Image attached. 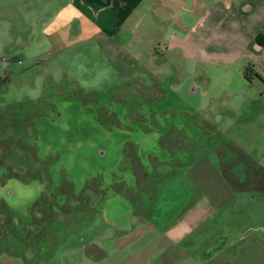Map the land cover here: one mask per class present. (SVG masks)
Here are the masks:
<instances>
[{
  "label": "crops",
  "instance_id": "1",
  "mask_svg": "<svg viewBox=\"0 0 264 264\" xmlns=\"http://www.w3.org/2000/svg\"><path fill=\"white\" fill-rule=\"evenodd\" d=\"M0 20L30 64L103 89L101 106L118 122L106 127L86 113L92 130L149 131L138 135L153 145L136 148L147 178L173 160L148 227L157 218L168 236L186 238L233 216L239 201L264 203V0H8ZM125 95L137 97L129 110ZM90 243L96 258L102 245Z\"/></svg>",
  "mask_w": 264,
  "mask_h": 264
},
{
  "label": "rangeland",
  "instance_id": "2",
  "mask_svg": "<svg viewBox=\"0 0 264 264\" xmlns=\"http://www.w3.org/2000/svg\"><path fill=\"white\" fill-rule=\"evenodd\" d=\"M1 21L0 202L10 215L0 207V264H29L32 256L40 264H264L263 202L239 201L233 216L186 238L168 236L157 218L148 227L173 160L155 164L143 182L127 181L131 148L140 156L137 144L152 146L151 136L138 135L149 131L123 138L92 130L86 113L110 126L103 89L30 64L29 49L10 48ZM123 97L124 109L133 108L137 97ZM140 97L150 105L148 92ZM113 148H121L122 160ZM125 216L134 221L124 227ZM93 238L102 245L96 258Z\"/></svg>",
  "mask_w": 264,
  "mask_h": 264
},
{
  "label": "trees",
  "instance_id": "3",
  "mask_svg": "<svg viewBox=\"0 0 264 264\" xmlns=\"http://www.w3.org/2000/svg\"><path fill=\"white\" fill-rule=\"evenodd\" d=\"M249 67L246 66L244 69V76L247 78V72H248ZM102 108V107H101ZM103 109V108H102ZM104 110V109H103ZM105 111V110H104ZM106 112V111H105ZM106 119H108V123L109 125L111 124H116L118 121L116 119H114V117L108 113H106ZM163 142V140H161ZM134 148V147H133ZM133 148H131V153H132V159H131V168L133 171V174L136 176V183H140L143 182L145 179H147L148 173L146 172L145 169H143V167L141 166L138 156L136 155V153H133ZM125 152V149H124ZM124 154V153H123ZM33 158H35V156L33 155ZM0 207H2L1 209L4 211V213H9V209L7 207H3L1 202H0ZM10 215V213H9ZM3 233H5V231H3ZM11 233L13 234V231H11Z\"/></svg>",
  "mask_w": 264,
  "mask_h": 264
},
{
  "label": "built area",
  "instance_id": "4",
  "mask_svg": "<svg viewBox=\"0 0 264 264\" xmlns=\"http://www.w3.org/2000/svg\"><path fill=\"white\" fill-rule=\"evenodd\" d=\"M160 49H162V50H163L164 48H163V47H161Z\"/></svg>",
  "mask_w": 264,
  "mask_h": 264
}]
</instances>
